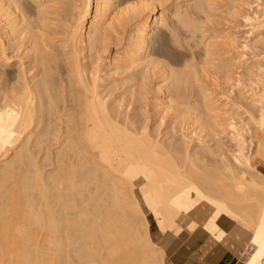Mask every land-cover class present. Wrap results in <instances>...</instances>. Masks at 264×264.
<instances>
[{
	"label": "bare ground",
	"instance_id": "6f19581e",
	"mask_svg": "<svg viewBox=\"0 0 264 264\" xmlns=\"http://www.w3.org/2000/svg\"><path fill=\"white\" fill-rule=\"evenodd\" d=\"M70 1L0 0V264H264V0Z\"/></svg>",
	"mask_w": 264,
	"mask_h": 264
},
{
	"label": "crops",
	"instance_id": "0c3cea01",
	"mask_svg": "<svg viewBox=\"0 0 264 264\" xmlns=\"http://www.w3.org/2000/svg\"><path fill=\"white\" fill-rule=\"evenodd\" d=\"M222 225L228 230L230 222L225 220ZM196 230L185 239H173L171 242L175 243L174 247H169L171 243L166 246L169 257L175 264H248L244 257L250 235L232 231L223 240H215L204 229ZM231 230L232 228L229 231ZM152 236L154 238L153 234Z\"/></svg>",
	"mask_w": 264,
	"mask_h": 264
},
{
	"label": "rangeland",
	"instance_id": "374dc122",
	"mask_svg": "<svg viewBox=\"0 0 264 264\" xmlns=\"http://www.w3.org/2000/svg\"><path fill=\"white\" fill-rule=\"evenodd\" d=\"M74 1H76V0L70 1L68 4L64 5L63 8L59 7L57 9V13L59 14L60 21L64 22L61 24L62 26H66L67 24L75 23L79 17V12H80L79 9L80 8H79V5H77V4H80V1L79 0L77 2H74ZM73 4H75V5H73ZM254 5H256V3H254ZM69 6H71V7H69ZM75 6H77V7H75ZM89 18H90V15H89ZM65 21H66V23H65ZM151 216H153V215H151ZM151 229H152V232L154 233L153 234L155 237L154 241H160L162 239V234L158 231V229L154 225H152ZM173 239H175V238H172V240ZM179 239H184V238H179ZM172 240H170L168 243V244L171 243L169 245L170 248L172 246L174 247V245H175V243L171 242ZM165 252H167V254H168L167 247H165ZM167 256H168V259L171 260V258L169 257V254Z\"/></svg>",
	"mask_w": 264,
	"mask_h": 264
}]
</instances>
